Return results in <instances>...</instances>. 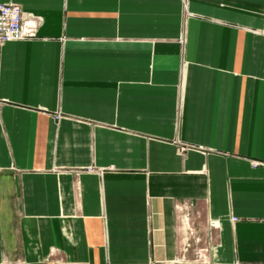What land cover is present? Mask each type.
<instances>
[{
  "label": "crops",
  "instance_id": "0c3cea01",
  "mask_svg": "<svg viewBox=\"0 0 264 264\" xmlns=\"http://www.w3.org/2000/svg\"><path fill=\"white\" fill-rule=\"evenodd\" d=\"M0 4V264H264V0Z\"/></svg>",
  "mask_w": 264,
  "mask_h": 264
},
{
  "label": "built area",
  "instance_id": "2783aa9c",
  "mask_svg": "<svg viewBox=\"0 0 264 264\" xmlns=\"http://www.w3.org/2000/svg\"><path fill=\"white\" fill-rule=\"evenodd\" d=\"M35 35V26L25 21L24 13L20 6L0 4V45L8 42L28 40L35 37ZM171 264L190 263L178 260Z\"/></svg>",
  "mask_w": 264,
  "mask_h": 264
}]
</instances>
